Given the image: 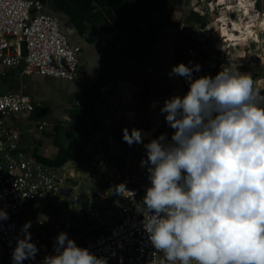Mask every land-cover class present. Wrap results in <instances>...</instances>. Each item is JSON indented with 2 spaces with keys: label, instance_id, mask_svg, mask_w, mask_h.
Masks as SVG:
<instances>
[{
  "label": "crops",
  "instance_id": "1",
  "mask_svg": "<svg viewBox=\"0 0 264 264\" xmlns=\"http://www.w3.org/2000/svg\"><path fill=\"white\" fill-rule=\"evenodd\" d=\"M36 1L58 18L68 40L81 47L83 73L65 79L23 73L13 65L0 73V93L20 91L37 101L31 110L9 116L20 130L18 148L66 171L63 182L69 196L59 194V205L30 199L18 217L20 225L30 220L29 232L46 241L57 221L68 220L75 210L69 206L72 197H89L100 182H109V187L102 186L107 192L119 182L124 158L130 161L126 170L144 172L143 143L124 147L121 126L141 129L143 141L173 131L159 106L188 87L182 76L168 72L182 49L178 37L198 19L187 0ZM237 63L224 61L221 66L236 68ZM242 65L238 69L250 72L249 63ZM41 120L46 124L38 128ZM41 214L48 219L38 222Z\"/></svg>",
  "mask_w": 264,
  "mask_h": 264
},
{
  "label": "clouds",
  "instance_id": "2",
  "mask_svg": "<svg viewBox=\"0 0 264 264\" xmlns=\"http://www.w3.org/2000/svg\"><path fill=\"white\" fill-rule=\"evenodd\" d=\"M199 69L177 61L168 72L188 84L159 106L170 138L160 132L143 141L141 129L122 127L123 140L145 149L143 226L163 257L154 264H264V91L248 71L224 65L193 77ZM110 190L132 195L123 181ZM7 216L0 208V219ZM47 219L41 214L38 222ZM30 224L20 225L10 264L35 257ZM52 247L41 264H107L64 230Z\"/></svg>",
  "mask_w": 264,
  "mask_h": 264
},
{
  "label": "built area",
  "instance_id": "3",
  "mask_svg": "<svg viewBox=\"0 0 264 264\" xmlns=\"http://www.w3.org/2000/svg\"><path fill=\"white\" fill-rule=\"evenodd\" d=\"M182 44L180 54L171 61L170 67L177 61L189 62L191 52L185 47V37H178ZM81 47L71 43L61 30L56 16L42 10L36 0H0V73L5 65L20 66L21 72H38L65 79H74L83 75L80 66ZM222 54V52H221ZM222 64V63H221ZM221 67V66H220ZM37 101L32 95L20 91L0 93V208L8 213L6 219H0V242L3 245L7 260L10 261L11 248L15 237L22 235L19 231V214L30 199L51 201L59 205L57 198L61 188L65 187L66 171L42 164L27 156L19 149L17 140L19 128L8 121L16 112L31 110ZM65 118L67 116H64ZM46 120H41L42 128ZM120 181L132 190V195H116L111 190L105 191L102 186L89 195V199L101 208L100 217L92 221L88 216L85 239L83 230H72L70 227H81V219L68 217L59 219L53 226L46 241H41L31 234L38 251L34 258H26L22 264H41L45 253L53 251L54 237L64 230L74 239L77 245L85 246L96 255L107 257V264H154L161 260L162 253L155 249L143 226L142 191H134L135 185L144 177L145 185L150 183L148 173L138 170H126L130 161L124 158ZM119 170V169H118ZM76 213L78 206L72 202ZM113 219V222L110 220ZM100 227V231L91 233L90 228Z\"/></svg>",
  "mask_w": 264,
  "mask_h": 264
},
{
  "label": "rangeland",
  "instance_id": "4",
  "mask_svg": "<svg viewBox=\"0 0 264 264\" xmlns=\"http://www.w3.org/2000/svg\"><path fill=\"white\" fill-rule=\"evenodd\" d=\"M187 3L196 10L198 20L206 19L207 30L215 38L214 46L218 47H220L218 42L222 46L225 43L223 31L233 22L241 24L251 19L250 15L255 18L254 28L257 29V36L249 34L238 44L226 51L220 50L219 52L220 54L222 52L221 63L237 61L236 68H239L241 64L245 66L246 63H249L251 66L249 71L254 84L264 91V25L262 23L264 20V0H250L248 2L251 5H249V14L243 12L242 4L246 2L243 3L242 0H187ZM166 137L170 138V133ZM136 153L138 154V152ZM118 171L120 172V170Z\"/></svg>",
  "mask_w": 264,
  "mask_h": 264
},
{
  "label": "water",
  "instance_id": "5",
  "mask_svg": "<svg viewBox=\"0 0 264 264\" xmlns=\"http://www.w3.org/2000/svg\"><path fill=\"white\" fill-rule=\"evenodd\" d=\"M185 37V47L189 49L191 52V56L189 58V62H199L200 69L199 71H193L194 74L202 75L204 73H208L209 75L214 74L219 67L221 66L222 55L219 52V49L214 46L215 38L212 36L207 30V21L204 18L198 21H192L189 25V29L187 28L181 34ZM188 62V63H189ZM122 127H120V134H122ZM129 130L131 127H127ZM121 144L126 148H131L132 144H128L125 140H121ZM141 182H138L134 187V191H142L144 189V177L140 176ZM109 182H100L98 186H106L109 187ZM61 194L65 196L70 195V188H61ZM72 202H74L78 206V210L76 213L70 214V219L80 218L82 223L80 228H75L71 226L72 230H83L81 240L85 239L86 227L90 226L91 222H86L88 216H91V220H97L101 215V208L95 204L94 200L89 199V197L85 199H79L72 197ZM113 222V219L110 220ZM66 224L70 223V220L65 222ZM101 228H90L89 231L94 233L96 231H100ZM0 264H10V261L7 260V256L5 254V250L3 248L2 243L0 242Z\"/></svg>",
  "mask_w": 264,
  "mask_h": 264
},
{
  "label": "bare ground",
  "instance_id": "6",
  "mask_svg": "<svg viewBox=\"0 0 264 264\" xmlns=\"http://www.w3.org/2000/svg\"><path fill=\"white\" fill-rule=\"evenodd\" d=\"M244 4H242V7L244 8L243 12H245L246 14H249V1L250 0H242ZM228 4L230 3L229 1L227 2ZM251 6V5H250ZM223 14V12H222ZM251 16V19L246 20L245 22L241 23V24H237L235 22H233L231 24V26H228L225 31H223V36H224V41L225 43L222 45H220V47L216 46L219 51H226L228 48L236 45L239 43V41H241L243 38L247 37V35L249 34H254L257 36V29L254 28L255 27V18ZM263 25H264V20L262 21ZM257 25V24H256ZM255 36V37H256Z\"/></svg>",
  "mask_w": 264,
  "mask_h": 264
}]
</instances>
